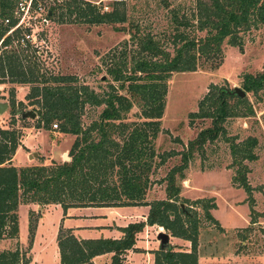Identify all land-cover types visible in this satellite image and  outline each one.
Here are the masks:
<instances>
[{
  "label": "trees",
  "instance_id": "1",
  "mask_svg": "<svg viewBox=\"0 0 264 264\" xmlns=\"http://www.w3.org/2000/svg\"><path fill=\"white\" fill-rule=\"evenodd\" d=\"M19 1L0 0V78L8 77L12 83L32 85L26 99L34 108L31 112L38 116L37 128L48 129L58 121L60 133L76 138L70 149L69 162L51 167L16 168L9 164L19 147V133L0 131V242L17 237L21 204H58L63 210L70 207L148 206L146 221L121 229L124 235L118 240H79L70 230L60 229L57 235L59 264H93V258L105 254H111V264H126L123 256L133 249L137 234L145 226L153 225L190 243L189 252L176 251L171 245L159 248L152 252L153 264H198L199 219L196 211L181 208L178 204H186L180 198L184 172L196 153L203 154L205 145L222 138L229 144L232 157L234 173L231 183L242 188L248 199L252 198L247 178L250 169L245 162L258 159L255 153L258 140L248 137L236 143L227 136L224 123L237 114L228 100L236 99L242 104L245 97L239 98L232 93L233 89L211 86L199 102L197 112L189 115L191 124L195 119H202L210 120V126L200 130L182 151L159 157L152 144L161 131L167 83L174 73L195 72L202 63L218 68L224 42L242 50L239 34L264 27V0H196L195 14L191 19L171 11L174 27L172 52L130 23L129 40L135 45L136 53L129 62L107 69L111 80L118 84L110 87L112 91L107 95L79 85L69 76L47 77L39 75L34 67L22 65L25 57L18 55L16 48H8L21 37L18 29L8 34L16 23L15 11ZM122 5V0H116L111 10L102 11L101 7L86 0H62L49 9L47 18L52 19L56 11L64 10L67 18L73 17L72 23L124 24L126 13ZM63 16L60 13V18ZM6 19L9 23L5 25ZM189 27L193 28L192 36L185 31ZM116 30L125 29L116 27ZM195 32L204 35L197 36ZM242 88L251 94L264 90V64L260 73L244 75ZM119 91H125L129 96ZM87 105L104 107L98 120L84 128L82 116ZM134 105L139 107L144 121L129 129L122 120ZM248 112L252 113V110L249 108ZM176 155L180 156V164L168 170L159 181L164 184L165 198L149 201L147 192L154 182L151 180L154 159L158 157L162 165ZM113 173L118 175L117 185L108 184L107 178ZM191 205L201 208L207 220L219 225L210 213L216 208L213 200H197ZM34 226L29 223L30 231ZM29 263L18 249L0 253V264Z\"/></svg>",
  "mask_w": 264,
  "mask_h": 264
},
{
  "label": "rangeland",
  "instance_id": "2",
  "mask_svg": "<svg viewBox=\"0 0 264 264\" xmlns=\"http://www.w3.org/2000/svg\"><path fill=\"white\" fill-rule=\"evenodd\" d=\"M86 1H92L102 11H108L116 0ZM61 2L62 0H35V6L41 5L44 16L50 8ZM122 4L126 13L124 24L72 23L73 17L67 18L65 11L60 10L56 11L52 19L47 18L46 23L36 24L34 33L38 48L25 47L18 41L8 48H16L18 55L25 57L22 65L31 69L34 67L39 75L69 76L76 80L75 83L86 85L100 95H107L112 91L110 87L118 85L111 80L107 69L129 62L136 53L135 45L129 40V24L137 26L140 33L156 38L163 48L172 52L174 27L170 19L171 11H177L179 16L191 19L195 14L196 0H122ZM60 13H63V18H60ZM116 27L125 30L118 31ZM134 30L136 31L135 27ZM185 31L190 36L194 34L191 27ZM195 35L203 36L204 33L195 32ZM239 36L243 43L242 50L224 42L223 57L218 68L202 63L195 72L174 73L171 76L167 83L161 131L152 144L156 155L160 157L166 153L182 151L200 130L210 126V120L202 119H195L191 124L189 115L197 112L199 102L211 86L229 90L243 89L244 75H256L262 71L264 27L251 28ZM31 87V84L12 83L8 77L0 78V103L7 104L6 110L0 114V131L15 130L19 133V146L23 147L25 141V145L29 147H18L9 165L16 168L51 167L69 162L66 158L70 159L69 153L75 136L60 133L58 121L44 129L37 128L38 116L34 119L21 117L20 112L34 109L26 99ZM119 93L129 96L125 91ZM243 100L245 102L242 104H238L236 99L228 100L237 114L228 118L224 127L227 136L236 143L248 137L258 140L255 149L258 159L245 162L250 169L247 178L252 188L251 200L242 188L231 183L234 173V168L231 167L232 157L229 144L222 138L205 145L203 154L194 155L184 172V181L180 182V198L186 204H178L183 205L184 209L189 207L196 211L199 219L198 264H264V90L257 94L246 93ZM103 107L87 105L84 108V128L98 120ZM249 108L252 113L248 112ZM140 113L139 107L134 105L125 115L123 123L129 129L134 124L142 123L144 119L140 117ZM54 124L57 125L56 128ZM113 137L119 138L118 135ZM159 163L160 159L157 157L152 164L153 184L163 179L172 167L180 164V156L168 158L162 165ZM107 181L110 185H117L118 175L113 173ZM153 184L149 190V198H163L164 193L160 191H163L164 184L161 188ZM208 199L213 200L216 205L210 213L218 221L217 226L204 217L201 208L191 205L194 201ZM49 205L21 204L18 208V235L1 241L0 253L18 249L30 261L29 264H59L57 234L63 227V210ZM124 211L139 214L144 209L131 208ZM120 213H106V218L124 216ZM68 220V226L83 224L80 222L83 221L81 218ZM29 223L35 225L32 231ZM160 232L170 236L168 245L173 246L174 250L190 251L189 242L173 237L170 232L157 225L148 226L137 236L136 248L130 251L132 264H153L152 256L146 250L152 249L154 252L160 248L157 240ZM124 261L128 262L127 256Z\"/></svg>",
  "mask_w": 264,
  "mask_h": 264
},
{
  "label": "crops",
  "instance_id": "3",
  "mask_svg": "<svg viewBox=\"0 0 264 264\" xmlns=\"http://www.w3.org/2000/svg\"><path fill=\"white\" fill-rule=\"evenodd\" d=\"M23 148L29 149V147L25 145V141L23 142V147L19 146V149H23ZM154 185L158 186L159 188L163 186V184L159 182L154 183L153 186ZM151 189L152 187H150L149 190ZM149 190L147 192V199L150 201L152 199H150L148 196ZM160 192L164 193V186H163V191L161 189ZM164 198H165V195L163 198H158V199H164ZM49 206L51 208L60 207L62 209V207L58 204H50ZM131 208L139 209V210L144 209V212L137 214V213H126L127 211H124L126 209H131ZM114 211L121 212L120 214L124 216L117 217L116 219L106 218V213L109 214ZM148 212H149L148 206L70 207V208H67L66 210H63L62 229L70 230L72 235L79 240H98V239L118 240V239H121L124 235L121 229L127 227L129 224L145 222ZM68 218H79V219L81 218V220L83 221H80V222H82L83 224H77L75 226H68L66 224L67 222H69ZM145 227H148V226H145ZM84 234H87V235H84ZM139 234H137V236ZM137 236H136V239H137ZM136 242L137 240L135 241V245L133 249L136 248L137 246ZM133 249L127 251L126 254L123 256V258L127 256L128 262L124 261L126 264H132L131 262L132 259H130V251H132ZM146 251H147L146 253H149L152 256V263H153V254L151 253L152 249L151 250L148 249ZM57 252H58V248H57ZM92 262L93 264H111V254L96 256L95 258L92 259Z\"/></svg>",
  "mask_w": 264,
  "mask_h": 264
},
{
  "label": "built area",
  "instance_id": "4",
  "mask_svg": "<svg viewBox=\"0 0 264 264\" xmlns=\"http://www.w3.org/2000/svg\"><path fill=\"white\" fill-rule=\"evenodd\" d=\"M94 4L92 1H90ZM106 10V8H105ZM43 9L40 4L36 6L33 5V0H20L17 4L15 11V25L10 29L8 34L12 31L18 29L21 31V37L19 39L20 44L25 47H35L37 45V36L35 28L36 24L47 22V13L42 15ZM9 19L4 20V24H8ZM54 128L57 127L56 124L53 125Z\"/></svg>",
  "mask_w": 264,
  "mask_h": 264
},
{
  "label": "water",
  "instance_id": "5",
  "mask_svg": "<svg viewBox=\"0 0 264 264\" xmlns=\"http://www.w3.org/2000/svg\"><path fill=\"white\" fill-rule=\"evenodd\" d=\"M233 94H235L236 96H238L239 98H244L246 96V93L240 89V88H234L232 91ZM7 108V104L6 103H0V114H2ZM21 117L23 119L28 118V119H34L35 118V114L32 113L31 111H25L20 113ZM34 157H37V154H34ZM31 158V156H30ZM67 161H69L70 159L67 157L66 158ZM181 208H183V205H181ZM169 238L170 236L166 233H158L157 234V240L160 243V248H164L166 245L169 244Z\"/></svg>",
  "mask_w": 264,
  "mask_h": 264
}]
</instances>
